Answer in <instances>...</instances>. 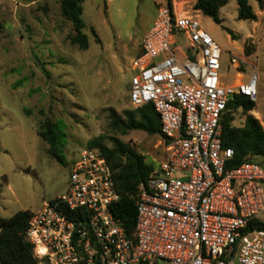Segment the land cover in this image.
Masks as SVG:
<instances>
[{
  "label": "built area",
  "instance_id": "2783aa9c",
  "mask_svg": "<svg viewBox=\"0 0 264 264\" xmlns=\"http://www.w3.org/2000/svg\"><path fill=\"white\" fill-rule=\"evenodd\" d=\"M179 36L188 47H174ZM223 55L198 14L177 12L174 1L158 7L132 63L129 101L153 105L166 160L138 189L135 231L113 216L119 195L107 159L85 148L67 191L29 222L38 264H264V168L229 167L234 150L223 147L222 125L234 96L257 103V75L242 82L256 66L231 54L241 81L226 86Z\"/></svg>",
  "mask_w": 264,
  "mask_h": 264
},
{
  "label": "rangeland",
  "instance_id": "374dc122",
  "mask_svg": "<svg viewBox=\"0 0 264 264\" xmlns=\"http://www.w3.org/2000/svg\"><path fill=\"white\" fill-rule=\"evenodd\" d=\"M169 1L177 0H83L89 49L82 51L70 41L75 31L60 0H0V218L21 211L36 214L45 202L65 193L73 163L92 141L109 150L125 145L155 169L166 160L160 136L142 131L121 135L112 115L126 120L136 110L129 101L132 63L141 54L158 7ZM178 3L198 14L196 1ZM250 5L256 22L238 19L236 0L220 10L221 25L204 15L200 20L224 53V85L241 81L230 65L231 54L247 56L256 66L242 74V82L257 75V103L249 114L255 119L259 114L257 120L264 124V9L255 0ZM176 39L174 47L189 46L185 37ZM232 115V127H243L247 115L242 110ZM44 125L52 130L61 162L39 136ZM120 161L117 156L115 162ZM255 163L264 168V155ZM259 219L264 223V214Z\"/></svg>",
  "mask_w": 264,
  "mask_h": 264
},
{
  "label": "trees",
  "instance_id": "16d2710c",
  "mask_svg": "<svg viewBox=\"0 0 264 264\" xmlns=\"http://www.w3.org/2000/svg\"><path fill=\"white\" fill-rule=\"evenodd\" d=\"M40 1V0H34ZM231 0H196L194 9L205 17L221 25L220 10L227 6ZM259 10L264 9V0H255ZM238 5V19L244 21H257V15L250 0H236ZM63 16L72 23L75 34L70 37L73 45L80 50L89 49V38L84 33L86 24L82 19L83 0H60ZM171 5V2L169 1ZM2 27L0 25V31ZM233 39L236 35L230 29H225ZM255 103L244 96H234L228 103L223 125V147L234 150V158L229 167H237L245 162H255L258 156L264 155V129L261 123L249 113L254 111ZM242 110L247 116L241 128H233V111ZM113 125L121 135L131 131H142L152 136H160V121L153 107L148 104L130 112L126 120L112 115ZM39 136L50 144L51 155L61 162L57 154L55 139L49 125H44ZM90 147L98 149L107 159L113 174L119 201L113 206V216L122 224L129 236L135 231L137 221V195L140 185L149 180L156 169L144 162V159L135 151L125 145H119L109 150L98 141H92ZM121 158L115 162L116 157ZM74 214L73 218H74ZM32 214L21 211L9 219L0 218V264H38L34 257V246L26 239V231ZM260 228L264 224L260 223Z\"/></svg>",
  "mask_w": 264,
  "mask_h": 264
},
{
  "label": "crops",
  "instance_id": "0c3cea01",
  "mask_svg": "<svg viewBox=\"0 0 264 264\" xmlns=\"http://www.w3.org/2000/svg\"><path fill=\"white\" fill-rule=\"evenodd\" d=\"M194 1H196V0H194ZM180 3H178V2H175V8H176V11L178 12L179 11V7H177V5H179ZM201 15H202V13H200V12H198V16L201 18ZM152 28V27H151ZM151 30V29H150ZM149 30V31H150ZM260 123L262 124V126H263V128H264V124L260 121Z\"/></svg>",
  "mask_w": 264,
  "mask_h": 264
},
{
  "label": "bare ground",
  "instance_id": "6f19581e",
  "mask_svg": "<svg viewBox=\"0 0 264 264\" xmlns=\"http://www.w3.org/2000/svg\"><path fill=\"white\" fill-rule=\"evenodd\" d=\"M179 0H177V1H174V2H178ZM177 7H178V5H177ZM182 8L180 7V9H179V11L178 12H180V10H181ZM255 117L257 118V119H259V120H261V118H260V115L259 114H256L255 115Z\"/></svg>",
  "mask_w": 264,
  "mask_h": 264
}]
</instances>
